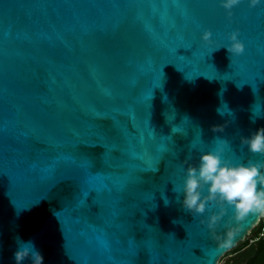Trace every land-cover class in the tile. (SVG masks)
<instances>
[{
    "label": "water",
    "instance_id": "obj_1",
    "mask_svg": "<svg viewBox=\"0 0 264 264\" xmlns=\"http://www.w3.org/2000/svg\"><path fill=\"white\" fill-rule=\"evenodd\" d=\"M205 27L213 41L238 28L245 50L211 52ZM259 125L264 5L0 0V264L17 235L45 264H217L263 212L226 206L209 230L217 206L192 215L172 181L217 136L264 159L239 139Z\"/></svg>",
    "mask_w": 264,
    "mask_h": 264
},
{
    "label": "clouds",
    "instance_id": "obj_2",
    "mask_svg": "<svg viewBox=\"0 0 264 264\" xmlns=\"http://www.w3.org/2000/svg\"><path fill=\"white\" fill-rule=\"evenodd\" d=\"M246 2L249 7L264 5V0ZM219 3L231 15L234 6L239 5L241 0H219ZM239 33L238 28H232L227 33L226 40L213 41L211 29L205 27L201 32V39L206 43H215L211 52L222 46L227 48L232 60L233 54H240L245 50L244 40ZM217 111L221 114L232 113L227 103ZM252 111L255 113L252 119L255 120L261 110L254 106ZM224 124L217 123L212 127L223 130ZM239 139L249 152L264 155V125L250 129L248 134H241ZM191 148L197 149V144L193 143ZM230 148L231 141L228 137H215L210 147L198 149L195 162L184 160L182 177L179 182L172 181L178 194L177 200L192 215L204 213L212 204L217 206V210L199 217L209 230L216 226L226 206L231 207L236 219H241L250 212H264V159L229 156L226 153ZM169 202L165 196V204ZM12 260L15 264H45L44 253L37 246L35 238L24 239L19 235L15 238Z\"/></svg>",
    "mask_w": 264,
    "mask_h": 264
},
{
    "label": "trees",
    "instance_id": "obj_3",
    "mask_svg": "<svg viewBox=\"0 0 264 264\" xmlns=\"http://www.w3.org/2000/svg\"><path fill=\"white\" fill-rule=\"evenodd\" d=\"M263 225L264 218L261 217L259 223L249 232L250 236L245 237L231 248V252H236V254L230 257L226 264H264V238L261 236L250 241V238L256 235Z\"/></svg>",
    "mask_w": 264,
    "mask_h": 264
},
{
    "label": "rangeland",
    "instance_id": "obj_4",
    "mask_svg": "<svg viewBox=\"0 0 264 264\" xmlns=\"http://www.w3.org/2000/svg\"><path fill=\"white\" fill-rule=\"evenodd\" d=\"M248 236H250V234H248L246 237H248ZM235 254H236V252H231V249L228 250V251H226V253L223 254V255L219 258L217 264H226V261H227L230 257L234 256Z\"/></svg>",
    "mask_w": 264,
    "mask_h": 264
},
{
    "label": "built area",
    "instance_id": "obj_5",
    "mask_svg": "<svg viewBox=\"0 0 264 264\" xmlns=\"http://www.w3.org/2000/svg\"><path fill=\"white\" fill-rule=\"evenodd\" d=\"M261 217L264 218V212H263L262 216H260V218ZM259 221H260V219H259ZM261 236L264 238V225L262 226V228L260 229V231L256 235H254L252 238H250V241H253L254 239L259 238Z\"/></svg>",
    "mask_w": 264,
    "mask_h": 264
},
{
    "label": "snow or ice",
    "instance_id": "obj_6",
    "mask_svg": "<svg viewBox=\"0 0 264 264\" xmlns=\"http://www.w3.org/2000/svg\"><path fill=\"white\" fill-rule=\"evenodd\" d=\"M193 143H195V141H193ZM183 157V155H182V153L180 154V158H182ZM171 181V180H170Z\"/></svg>",
    "mask_w": 264,
    "mask_h": 264
}]
</instances>
